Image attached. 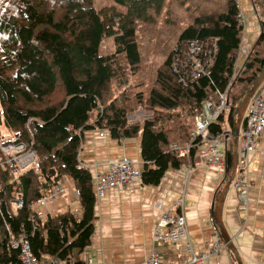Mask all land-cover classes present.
Masks as SVG:
<instances>
[{
  "label": "trees",
  "instance_id": "16d2710c",
  "mask_svg": "<svg viewBox=\"0 0 264 264\" xmlns=\"http://www.w3.org/2000/svg\"><path fill=\"white\" fill-rule=\"evenodd\" d=\"M112 1L117 6L97 8L94 0H0V125L35 153L38 169L14 179L16 166L0 167V264L18 263L7 227L29 241L38 260L83 264L96 204L92 175L80 160L84 133L106 132L117 141L139 137L141 184L157 186L167 171L193 160L197 144L183 154L193 118L233 76L243 36L235 0H171L159 28L164 0ZM252 3L261 33L228 91L232 134L237 109L264 72V0ZM106 38L113 52L104 55ZM205 39H216L209 75L184 87L172 57L189 41ZM132 76L147 84L146 100L129 86ZM137 106L155 116L129 126L126 118ZM173 144L179 148L170 149ZM227 150L225 182L233 162L232 146ZM57 180L74 182L79 215L37 219L31 204ZM15 198L23 201L17 211Z\"/></svg>",
  "mask_w": 264,
  "mask_h": 264
},
{
  "label": "crops",
  "instance_id": "0c3cea01",
  "mask_svg": "<svg viewBox=\"0 0 264 264\" xmlns=\"http://www.w3.org/2000/svg\"><path fill=\"white\" fill-rule=\"evenodd\" d=\"M240 4L244 20L243 43L252 49L261 33L259 14L252 0H240ZM244 61L245 58H241L239 64ZM99 133L92 130L83 135L84 145L80 153L83 167H99L104 160L124 154L137 163L138 170H142L140 140L136 146L123 144L122 141H111L108 136L100 137ZM261 150L264 152V140ZM256 166L258 171L249 189L246 220L241 216L236 192L231 187L222 208V224L242 264H264V153L259 156ZM222 181L223 178L215 177L212 170L202 168L186 177V166H183L167 171L157 186L134 183L107 192L96 201L91 243L83 251L81 260L91 258L93 264H139L153 248L160 254V264H182L184 254L180 246L170 247L153 240V232L163 213H176L173 204L183 192L186 197L185 218L196 253L208 254L216 233L221 239L214 222L217 202L214 200ZM64 186L66 192L40 208L42 213L56 215L81 210L74 182L66 180ZM233 261L238 264L226 248L211 256L207 264H233Z\"/></svg>",
  "mask_w": 264,
  "mask_h": 264
},
{
  "label": "built area",
  "instance_id": "2783aa9c",
  "mask_svg": "<svg viewBox=\"0 0 264 264\" xmlns=\"http://www.w3.org/2000/svg\"><path fill=\"white\" fill-rule=\"evenodd\" d=\"M235 2L240 11L238 20L244 29L240 0H235ZM250 51L251 47L243 43L242 36L231 80L223 91L217 90L216 96L207 98L203 102L201 112L194 116L191 140L183 149V154L186 155L189 152L191 144L194 143L198 146L193 160L188 161L185 165L186 177L194 170L202 168L212 170L217 178H225L226 153L231 141L234 140V134L231 133L228 124L227 128L223 125L229 110L228 91L236 77L235 75L241 69L240 59L246 58ZM176 52L171 60V69L181 85L187 87L209 75L216 53V39L192 40ZM99 136H108V134L100 132ZM18 138V135L12 134V139L0 140V167L16 166L17 168L12 172L14 179L21 172V168H34L35 172L38 171L35 167L36 156L34 152L12 159L7 157L6 153L19 154L27 149L25 144L18 141ZM263 140L264 80L246 107L237 138V167L231 188L236 192L238 208L244 220H246L248 211L249 189L258 171L256 162L259 156L264 153L261 150ZM178 148L175 144L170 146V149ZM88 170L92 175L95 202L102 199L107 192L124 189L130 184L141 183V171L137 169V163L124 154L110 157L104 160L101 166L95 169L94 167L88 168ZM65 182L66 180H57L46 194L31 204V209L37 219L44 220L48 216H55L50 215V212L47 215L42 213L40 208L55 201L66 192ZM185 202L186 197L183 192L173 204L176 213L172 215L165 212L158 218L153 232V240L161 241L170 247L180 246V251L184 254L182 264H207L211 256L219 254L226 247L216 233V240L210 247L209 253H196L185 218ZM12 205L15 211L20 210L23 207V201L21 198H15ZM79 212H72V214L78 216ZM6 230L9 233L8 244L10 248L18 253L17 264H74L71 258L68 259V263H62L55 258L36 259L32 254L29 241L24 236H16L9 231L8 227ZM82 262L83 264H93L91 258H84ZM139 264H160V254L152 248L148 256Z\"/></svg>",
  "mask_w": 264,
  "mask_h": 264
},
{
  "label": "rangeland",
  "instance_id": "374dc122",
  "mask_svg": "<svg viewBox=\"0 0 264 264\" xmlns=\"http://www.w3.org/2000/svg\"><path fill=\"white\" fill-rule=\"evenodd\" d=\"M95 1V6L97 8L99 7H103V6H117L112 0H94ZM171 0H164V3H163V9H162V12L160 14V17L158 19V24H157V27L159 28L163 22V19L164 17L166 16V12L167 10L171 7ZM113 52V43H112V40L111 39H108L106 38L105 42L102 44L101 46V49H100V53L106 55V54H110ZM129 86L132 87V91L136 92V93H141L142 94V98L143 100H146L147 98V84H141V79L138 77V76H132L131 79H130V82H129ZM122 90H120V92L117 93V95H120ZM153 113V110L151 109H145L144 107L142 106H137L134 110V112L132 111L126 118V121H127V124L129 126L131 125H137V126H142L143 122L149 120V119H152L153 116H155ZM156 113V111H155ZM228 113V112H227ZM227 113H226V116H225V123L223 124L224 127H228L227 126V122H228V117H227ZM174 121H175V117H171ZM175 125V122L174 124ZM96 131V130H94ZM0 137L1 139L0 140H9V139H12V133L8 132L7 129L3 126V125H0ZM109 137V136H108ZM110 139V138H109ZM138 140L139 137H136V138H132V139H121L122 143L123 144H133V145H137L138 144ZM111 141H117V140H112ZM121 143V144H122ZM83 143H82V148H83ZM230 145L232 146V150H233V141H231ZM82 151V150H81ZM33 152L31 149H26L24 152L22 153H6L7 157L12 159V158H15V157H18L20 155H23V154H26V153H31ZM81 153V152H80ZM82 164V163H81ZM94 167V169L96 168L95 166H88L87 168H92ZM19 168V167H18ZM28 167H24V168H19L21 171L24 170V169H27ZM224 181V179H223ZM220 182L216 192H217V197H215V200L217 201L218 200V197L219 195L221 194V192L223 191L224 187H225V184L226 182ZM14 208V207H13ZM15 210V209H14ZM94 224V222H93Z\"/></svg>",
  "mask_w": 264,
  "mask_h": 264
},
{
  "label": "water",
  "instance_id": "95a60500",
  "mask_svg": "<svg viewBox=\"0 0 264 264\" xmlns=\"http://www.w3.org/2000/svg\"><path fill=\"white\" fill-rule=\"evenodd\" d=\"M263 80H264V72L257 79L255 84L252 86V88L250 89L248 94L244 97L239 108L237 109V115H236V121H235V132H234L233 155H232V157H233L232 170H231L229 180L225 184L223 191L221 192L217 202L215 203V210H214L215 211L214 222H215V225L219 229L221 239H222L225 247L232 252V254L236 258L238 264H242V263L237 256L236 249H235V246L233 244L232 239L228 236V234H227V232L224 229V226L222 224V208H223L225 196L229 190V187L231 185V182H232L234 175H235V172H236V167H237V138H238L241 126H242L244 113H245V110H246V107H247L249 101L251 100L256 89L262 83Z\"/></svg>",
  "mask_w": 264,
  "mask_h": 264
}]
</instances>
